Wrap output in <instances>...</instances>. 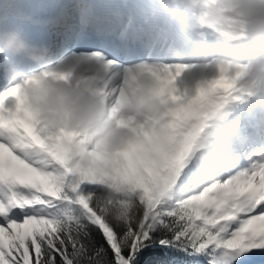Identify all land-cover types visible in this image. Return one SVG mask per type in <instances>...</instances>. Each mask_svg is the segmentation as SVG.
I'll return each mask as SVG.
<instances>
[{"label": "snow or ice", "instance_id": "snow-or-ice-1", "mask_svg": "<svg viewBox=\"0 0 264 264\" xmlns=\"http://www.w3.org/2000/svg\"><path fill=\"white\" fill-rule=\"evenodd\" d=\"M75 8L82 26L118 27L121 40L137 37L149 23L146 0H81ZM31 23V16L19 14L17 0L0 2V34L19 30L28 43L47 47L54 60L78 63L85 82L114 105L125 78L147 75L171 85L184 71L135 64L119 48L55 50L34 39L26 27ZM9 59L21 63L0 56V69ZM241 75L218 67L216 78L199 85L192 97L171 90L173 99L180 98L171 152L144 139L122 154L114 173H85L66 156V137L33 131L19 100L14 106L8 98L0 71V264H138L145 250L157 247L186 259L145 264H213L218 250L230 252L233 264H264V149L245 158L246 168L237 164L216 180L200 176L185 160L207 117L240 90ZM106 180H130L140 193V206L124 221L97 207L98 185ZM165 191L168 198L158 200L156 194Z\"/></svg>", "mask_w": 264, "mask_h": 264}, {"label": "clouds", "instance_id": "clouds-1", "mask_svg": "<svg viewBox=\"0 0 264 264\" xmlns=\"http://www.w3.org/2000/svg\"><path fill=\"white\" fill-rule=\"evenodd\" d=\"M148 11L169 23L185 28L194 22L226 51L218 67L229 74L241 73L240 90L264 107V0H146ZM196 47L204 49V40ZM169 54L178 56L176 49ZM0 56L9 59L3 72L7 96L19 100L33 131L45 130L67 138L66 156L85 173H114L118 161L130 146L149 139L160 151L171 152L178 125L174 110L180 98L173 99L171 85L147 75L125 78L116 104L86 83L85 70L76 62L54 60L49 49L28 43L19 30L0 34ZM25 64L31 65L28 69ZM47 72L49 75L45 76ZM226 119L221 108L205 120V127L185 156L209 180L236 167L239 156L226 144L211 138V131ZM83 143H77L76 138ZM26 139V138H25ZM187 166V165H186ZM97 207L116 221L128 218L140 206V193L130 180H106L98 185ZM166 200L168 192H158Z\"/></svg>", "mask_w": 264, "mask_h": 264}, {"label": "bare ground", "instance_id": "bare-ground-1", "mask_svg": "<svg viewBox=\"0 0 264 264\" xmlns=\"http://www.w3.org/2000/svg\"><path fill=\"white\" fill-rule=\"evenodd\" d=\"M61 1L67 2L68 5L64 12L59 11L60 3L57 8L55 3H51L47 6L41 5V9L36 10V14L32 17L33 24L37 23L45 25L47 29H49L48 32L44 29L43 33L51 35L50 40L51 43H53L52 45L55 50H58L61 45L60 43L63 42H65L64 45L69 47L87 48L91 46H105L106 41L111 40V42H117V38H120L117 37L119 36L120 29L118 27H113L112 25L90 23L86 26H82L79 22V15L75 8V4L81 2V0ZM90 3H104V0H93ZM62 13L63 18H61ZM96 14L98 16L102 15L99 10H97ZM50 23L56 27H62L61 30L63 31V35L61 36L58 34L60 31L54 33L53 29L55 28L51 27ZM72 26L75 31L71 32ZM189 29L187 21H185V28L181 30L177 25L169 23L165 18L149 14V23L145 26L144 32L137 37L129 34V36L122 40V42L135 45V51L140 55L145 54L143 55V58L146 60L157 59L160 61L165 59V61L175 60L181 62H188L191 58H201L199 60H202V58H205L206 56L204 57L203 51L196 47L197 41L202 38L206 45L205 48L210 45L211 41L206 39V34L199 37L197 36L198 33L194 34ZM76 30H81V33L78 34ZM141 47H143L144 52L138 50ZM130 48L134 49L133 47ZM169 49L178 50L179 55L175 57L170 55L168 52ZM217 51V48L208 49V53L211 52V55H213V53L214 55H217L215 54ZM260 94L264 96V88H262ZM237 102H241V104H236L237 106H235V103ZM221 112L226 113V119L229 116L227 124L233 123L234 119L240 120L241 124L235 131L220 127V133L216 134L212 139L217 143L226 144L231 153L239 156L238 165L241 168H246L247 164L245 163V158L251 153L264 149V142L260 143L261 146L254 150L246 141V139L253 134L251 130L260 126L259 122L264 115V107H261L255 99L250 98L240 90L230 97L229 100H226L225 106ZM224 122L225 119L219 126L224 125ZM207 132H209V130H206L205 134H207ZM262 137H264V135ZM192 168L199 174L194 163L192 164ZM199 175L206 177L201 174Z\"/></svg>", "mask_w": 264, "mask_h": 264}, {"label": "rangeland", "instance_id": "rangeland-1", "mask_svg": "<svg viewBox=\"0 0 264 264\" xmlns=\"http://www.w3.org/2000/svg\"><path fill=\"white\" fill-rule=\"evenodd\" d=\"M93 0H89V2H92ZM98 1H103V0H98ZM2 2V0H0ZM109 2V0H104V3ZM18 3V12L20 15H26V16H31L33 17L36 10H40V7H37V5H48L51 3H55L56 8L59 6L60 0H17ZM151 14V13H149ZM189 30H191L192 33H198L197 36L202 37V35L206 34L208 40H210V45L216 47L218 49L217 55H212L211 57L202 60H199L201 58H191L189 59L188 62H181V61H175V60H169V61H159L157 59L155 60H146L143 58L138 59L135 61V64H143L147 65L149 67H153L155 69H169L173 73H175L176 68H183L184 71L181 72V74L176 78L174 82V87L176 89V94L177 95H185L187 97H192L195 95L196 88L203 84L204 82L216 78L218 75V61L222 58L223 56V51H226V49L218 45L217 41L215 38H213L211 35H209L207 32L204 30L198 29L197 26L195 25L194 22L187 21ZM54 31V29H53ZM74 31L73 26L71 29V32ZM202 33V34H201ZM71 41V39H70ZM60 43V44H64ZM209 47V46H208ZM238 88L240 89V86L238 84ZM240 91V90H239ZM233 92L230 97L235 95L237 92ZM230 97L227 99L229 100ZM226 99V100H227ZM226 101L224 102L221 111L223 110L225 106ZM236 104H241V102L235 103ZM229 116L227 119H225L224 125L218 126L214 130H209L211 131V138L214 137L216 134L220 133V127L228 128L231 131L237 130L238 126L241 124V121L238 119H234L233 123H228ZM262 133L256 134V137H259ZM252 148V146H251ZM199 174H201L199 172ZM202 175V174H201ZM219 254H213L211 259L213 261V264H233V256L230 252L227 250H218Z\"/></svg>", "mask_w": 264, "mask_h": 264}, {"label": "trees", "instance_id": "trees-1", "mask_svg": "<svg viewBox=\"0 0 264 264\" xmlns=\"http://www.w3.org/2000/svg\"><path fill=\"white\" fill-rule=\"evenodd\" d=\"M97 238H99V235L97 234ZM175 257L178 260H185L186 258L181 255L180 253L172 252L169 250H165L162 248H151L145 250L140 256L138 260V264H145V261H153L155 259H165V258H172ZM204 264H207V261L204 262Z\"/></svg>", "mask_w": 264, "mask_h": 264}]
</instances>
